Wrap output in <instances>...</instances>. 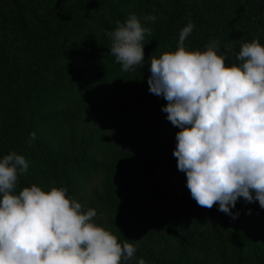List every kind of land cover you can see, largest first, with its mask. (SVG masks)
<instances>
[{
	"label": "trees",
	"instance_id": "1",
	"mask_svg": "<svg viewBox=\"0 0 264 264\" xmlns=\"http://www.w3.org/2000/svg\"><path fill=\"white\" fill-rule=\"evenodd\" d=\"M209 1L71 0L48 27L0 14V45L12 60L0 74V90L5 95L0 115V159L25 150L34 132L31 144L36 145L49 175L85 210H96L97 225L112 232L121 243L125 239L134 243L147 224L153 233L169 236L168 244L155 254L149 247L137 248L129 264H136L140 258L147 264H185L191 250L190 246L186 250L185 238L178 227L175 229L173 216L151 214L139 220L131 215L149 196L138 189V171L148 161L140 137L155 132L165 119L161 109L164 98L149 91L150 60L175 51L179 33L189 22L195 28L184 46L203 51L197 47L196 31L201 9ZM131 15L152 34H146L143 42V66L126 72L111 55L106 32ZM149 15H155L156 21H146ZM120 106L126 109L120 111L119 129L112 131L114 120L109 129L103 128V121L117 116ZM54 134L55 139L51 137ZM81 137L91 160L74 163L69 155ZM92 174H101L103 185H97ZM31 183L30 177L21 174L16 194ZM106 183L108 187L103 190ZM215 207L220 225L215 231L219 235L215 239L216 264H264V243L245 234L238 202L232 209L239 214L236 219L219 211L218 204ZM106 217L111 219L106 221Z\"/></svg>",
	"mask_w": 264,
	"mask_h": 264
},
{
	"label": "clouds",
	"instance_id": "2",
	"mask_svg": "<svg viewBox=\"0 0 264 264\" xmlns=\"http://www.w3.org/2000/svg\"><path fill=\"white\" fill-rule=\"evenodd\" d=\"M156 21L155 15L144 18ZM106 32L110 53L123 71L144 64L145 35L151 29L131 15ZM195 28L179 33L175 51L150 60V93L163 97L162 111L180 129L178 170L191 197L203 208L233 213L239 198L264 209V45L258 39L221 53L219 42L188 50ZM232 53L238 63L226 65ZM29 145L35 139L30 134ZM29 162L15 152L0 159V264H129L137 247L97 225L95 209L85 210L66 187L44 191L33 184L16 194ZM136 264H147L140 258Z\"/></svg>",
	"mask_w": 264,
	"mask_h": 264
},
{
	"label": "rangeland",
	"instance_id": "3",
	"mask_svg": "<svg viewBox=\"0 0 264 264\" xmlns=\"http://www.w3.org/2000/svg\"><path fill=\"white\" fill-rule=\"evenodd\" d=\"M71 0H0V14L4 16L16 15L26 21H34L37 24L48 27L52 24L62 6ZM198 45L205 50V45L211 41L219 42L220 52H228L229 48L238 54L240 47L245 42L258 39L264 45V0H210L205 8L201 9L200 28L196 31ZM58 62H55V65ZM238 63L235 56L229 52L226 65ZM12 65L6 49L0 45V74L1 69ZM1 88V86H0ZM165 100V99H164ZM161 104V109L166 106ZM5 105V95L0 90V115ZM124 107H118L117 116L112 115L103 121L106 129L111 123L119 129L121 114ZM167 113L162 126L155 132L140 137L145 145V153L148 156L147 165L138 171V189L145 191L149 196L142 200L131 217L144 220L151 214H169L175 221V229L178 227L187 244L190 253L185 264H216L218 250L215 247V239L220 227L218 210L215 205L211 209L200 207L191 197L187 188V177L184 172L178 170L177 158L173 155L176 148V134L180 131L167 120ZM97 120V118H95ZM41 135L47 136L41 131ZM55 135V134H54ZM57 135L51 136L55 139ZM54 141V140H53ZM71 150L69 160L85 163L90 161V153L86 148V141L80 138ZM61 152L58 153V155ZM18 155H22L29 162L28 172L22 176L30 177L32 183L44 191H50L58 186V182L51 177L46 169L44 160L40 157L36 145H27V148ZM68 160V158L66 159ZM108 172V169H103ZM93 181L103 180L101 174L91 175ZM108 187L103 186V190ZM244 216V232L252 240L264 243V209H261L258 201L247 203L242 197L238 199ZM111 218L106 217V221ZM152 226L143 227L142 236L137 235L134 245L141 250L149 247L152 254L157 253L168 244L170 238L166 234L152 232ZM147 237V238H146ZM149 245V246H147ZM201 262V263H200Z\"/></svg>",
	"mask_w": 264,
	"mask_h": 264
}]
</instances>
